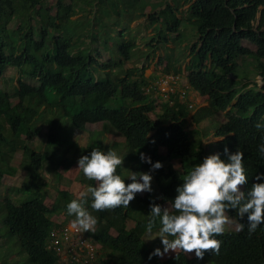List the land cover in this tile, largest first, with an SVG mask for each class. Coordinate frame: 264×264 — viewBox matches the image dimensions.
Segmentation results:
<instances>
[{
    "label": "trees",
    "instance_id": "1",
    "mask_svg": "<svg viewBox=\"0 0 264 264\" xmlns=\"http://www.w3.org/2000/svg\"><path fill=\"white\" fill-rule=\"evenodd\" d=\"M44 1L28 0L18 10L15 0H0V78L8 67L18 70L14 91L0 89V120L9 125L12 136L3 133L6 128L0 122V184L4 174L16 172L9 161L18 148L24 149L28 166V177L10 189L27 197L21 203L8 194L0 200L2 224L8 229L2 234L6 241H10L9 234L18 237L28 264H62V255L49 246L48 238L53 228L67 225L69 219L79 221L83 216L80 207L96 223L87 232L98 246L101 264H264V198L261 206L256 202L257 191L264 193V84L259 86L255 79L240 74L244 59L255 54L251 72L264 81V0H84L96 6L99 15L94 18L101 29L120 24L121 14L134 20L141 4L158 8L160 24L149 41L157 42L150 44L154 48L171 41L173 33L181 38L183 24L194 26L197 39L188 46L190 71L186 77L205 90L209 104L193 113V120L199 123L209 113L220 111L227 117L223 123L211 124L218 137L211 155L206 154L200 138L193 140L192 153L186 155L190 139L182 123L189 113L186 104L165 103L162 121L150 116L152 106L144 91L150 84L146 65L124 68L123 74H117L116 70H123L121 58L103 60L99 48L86 56L75 51L82 35L74 37L81 20L71 19L77 12L73 1L56 3L55 28L61 32L53 36L55 52H51L46 45L51 6ZM114 8L118 15L113 14ZM17 17H21L18 26L11 29ZM126 28L118 33L125 35ZM243 40L254 43L255 50ZM132 42L130 34L118 47L127 60L134 56L129 49ZM13 97L18 101L13 102ZM42 119L51 127L46 149L37 151L28 142L35 138ZM99 121L124 136V152L116 149L115 141L104 144L98 134L81 146L66 140L68 136L59 130L64 124L73 130ZM21 130L26 131L25 138L16 137ZM65 141L74 147L81 165L79 181L90 191L75 197L68 189H58L59 197L51 209L65 214L60 222L48 215L46 193L32 184L46 162L58 174L56 166L67 158L68 147L61 148ZM166 145H175L173 157L160 153V147ZM174 157L181 168L168 163L170 175L164 185L156 166ZM230 170L240 176L241 195L232 188ZM125 171H131L130 176ZM100 172L111 178L101 187L97 186ZM183 172L191 174V179ZM142 174L154 175L170 210L165 211L151 193H136L133 183ZM215 207L234 217L239 228H219L211 215ZM156 231L175 240L179 251L161 260L159 250L145 238ZM191 247L197 254L188 257L185 251ZM63 260L83 264L70 255Z\"/></svg>",
    "mask_w": 264,
    "mask_h": 264
},
{
    "label": "rangeland",
    "instance_id": "2",
    "mask_svg": "<svg viewBox=\"0 0 264 264\" xmlns=\"http://www.w3.org/2000/svg\"><path fill=\"white\" fill-rule=\"evenodd\" d=\"M58 0H45L46 5L51 6V10L48 15H50L49 25L47 29L49 35L47 38L46 45L50 48L51 52H55L53 36L58 35L60 29L55 28V24L58 22L56 19V3ZM76 3L77 12L71 16L72 20H81V24L76 28L74 32V37L82 35V41L77 42L75 46V51H79L82 55H88L92 49L99 48L102 52V59L106 60L108 56H113L115 58H121L123 61V70H116L117 74H123L124 68H129L133 66H142L146 65L145 75L150 77L149 86H144L145 94H147L152 110L149 112L150 116L159 121H162L163 114V105L168 103L171 105L172 101L169 100V95L164 90L163 83L160 82L162 76H179L178 86L179 88L184 89L188 86V90L197 91V94L192 96L193 99L197 100L194 103V106L189 108L188 115L182 118V123L184 127L190 134V139L187 141L185 146L186 155L192 153L193 140L201 139L204 144L205 151L207 155L212 154L213 142L218 140V137L214 135V127H211V124L223 123L227 120L225 111L220 112H211L206 117H204L199 123H196L193 120V113H195L200 107L208 106L209 100L208 95L201 86L191 87V83L188 81L186 75L190 71L189 67V45L197 39L195 28L192 24L186 23L183 24L181 30L183 31L181 38H176V34H172V40L167 44L159 43L158 47H153L150 44H157L154 40L152 43L151 37L155 36L156 27L158 26L159 20H157L158 8H155L152 5H144L137 7L135 14L137 15L134 20L131 21V16L127 14H121L120 21L121 23L116 25L112 24L109 27L101 29L97 22L95 21L96 15L98 17L99 13L96 11V6L85 2L84 0H64V3ZM15 5L18 10H22L28 5V0H15ZM82 7V9L80 8ZM187 5H184L182 8L185 9ZM118 9L114 8L113 14L118 15ZM180 15V14H179ZM21 18V17H20ZM20 18L17 17L15 21L10 24L11 29H15L18 26ZM133 19V18H132ZM32 24L37 28L36 20L32 21ZM74 24V23H73ZM70 23L69 26L73 25ZM128 27V28H126ZM126 28L125 35H120L118 31L120 29ZM34 37H38L37 30H34ZM133 37V42L129 48L133 52L134 56L130 59H125L124 56H121L120 51L118 50L119 44L123 42L125 38ZM242 43L252 50H255V44L249 40H243ZM256 55L251 54L244 59L243 69L240 71L241 76L249 77V79H255L259 86H263L264 81L261 76L253 75V65L256 61ZM242 61V60H241ZM250 72L252 73L250 75ZM18 70L15 67H8L3 76L0 78V89L13 92L14 87L17 84ZM26 81L34 82L31 79L24 78ZM173 99L177 101V98L173 96ZM13 102H17L18 99L13 97ZM168 101V102H167ZM181 101V100H180ZM182 102V101H181ZM46 116V115H45ZM5 130L3 133L5 135L11 136L9 125L4 121ZM71 128V122L68 120ZM60 126V125H59ZM50 123L40 120L37 123V133L35 138L28 143L37 151H44L47 145L48 132L50 130ZM60 133H65L68 139H72L74 142L78 143L81 146L87 145L90 143L95 135L98 134V138L106 145H110L115 141L118 145L116 148L118 151L124 152L126 149L123 147L124 136L117 130L113 129L110 126L105 125V122L99 121L95 123H88L84 129H70L67 124L60 126ZM18 138H25L26 131L21 130L18 132ZM12 138V136L10 137ZM66 144H62L61 148L68 147L66 149L67 158L61 161L55 168V171L58 174H55L54 170L50 169L48 163L46 162L41 169V175H38L33 181L32 188L42 190L46 193L45 202L49 208L48 215L51 216L56 221H64L66 219L65 214H55L52 212L51 206L54 203L55 199L59 197L58 189H68L75 197H81L84 194L89 193L90 187L79 181V170L81 165L77 161V157L74 154V147ZM175 145H166L160 147V153L168 156L174 155ZM168 163H172L177 169L181 168V164L174 157L165 161L163 164H158L156 166V171L163 180L165 185V178H168L170 175ZM9 164L16 168L14 174H4L0 184V200L8 194L10 195L16 203L22 201L27 195L18 193L14 190H10L20 186L24 179L28 177V166L24 163V149L18 148L14 153L12 158L9 161ZM126 175L130 176L131 171H125ZM125 175V176H126ZM184 177L187 180L191 179V174L183 172ZM229 175L232 177V188L237 195L242 194V183L240 176L237 171L230 170ZM97 186L101 187L104 183L111 180L108 173H99L97 177ZM134 190L139 195H145L146 193H151L154 198L161 204L162 208L165 211L171 209V205L167 197L160 193L158 185L152 174H142L138 177L133 183ZM264 198V193L261 190H258L256 193V202L261 206V201ZM21 203V202H20ZM78 211L82 213V218L77 221L74 219H69L68 225L79 228L80 235L83 232L86 234L88 230H93L96 226L94 220L87 214L83 213V209L78 207ZM3 213V212H2ZM0 213V264H28L27 259L28 255L26 252L21 253V246L16 235L9 234V242L6 241L5 236L2 234L8 231L7 227L2 224L3 215ZM213 222L218 225L219 228L223 230L228 229H238L239 224L236 219L230 216L225 210L220 207H215L212 210ZM5 216V213H4ZM132 225V221L129 222ZM204 225V222H201ZM112 234H116V231L110 228ZM147 242L150 245H154L157 250H159V257L161 260H165L179 251V246L175 240H168L162 233L159 231L150 232L145 235ZM188 257H193L197 254V251L191 247L185 251ZM62 264H67L64 260H61ZM61 264V263H59Z\"/></svg>",
    "mask_w": 264,
    "mask_h": 264
},
{
    "label": "built area",
    "instance_id": "3",
    "mask_svg": "<svg viewBox=\"0 0 264 264\" xmlns=\"http://www.w3.org/2000/svg\"><path fill=\"white\" fill-rule=\"evenodd\" d=\"M180 77L176 75L162 76L160 82L163 83L162 90L168 93L169 98L175 97L178 100L187 96L191 99L196 94L195 91L179 88L177 85ZM189 106L192 107L190 101ZM49 246L53 247L60 253L63 259L68 255L83 264H101L97 259V248L83 234L80 235L79 228L65 225L59 228H53L49 236Z\"/></svg>",
    "mask_w": 264,
    "mask_h": 264
},
{
    "label": "clouds",
    "instance_id": "4",
    "mask_svg": "<svg viewBox=\"0 0 264 264\" xmlns=\"http://www.w3.org/2000/svg\"><path fill=\"white\" fill-rule=\"evenodd\" d=\"M191 87L192 88H195V85H192L191 84ZM187 90H188V88H187ZM193 91V90H192ZM196 92V94H197V96H198V93H197V91H195ZM169 100H171L172 101V103L171 104H174V102H180V103H184V104H186L187 106H188V108H190V106H189V103H190V101H191V103H192V105L194 106V103L197 101V100H195V99H193L192 97H191V99H189V97L187 96L186 98H184V99H177V101L176 100H174L173 99V97H170L169 98ZM182 102H181V101ZM68 225V224H67ZM83 235H84V237H86L91 243H93L92 241H91V239H90V235L88 234V233H84L83 232ZM95 246H96V243H93ZM96 248H98V246H96ZM63 259V258H62Z\"/></svg>",
    "mask_w": 264,
    "mask_h": 264
}]
</instances>
